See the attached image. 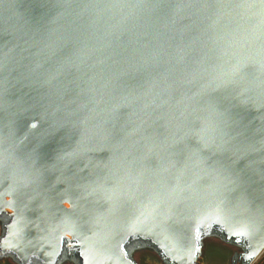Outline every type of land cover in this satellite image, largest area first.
Instances as JSON below:
<instances>
[{
	"label": "water",
	"instance_id": "water-1",
	"mask_svg": "<svg viewBox=\"0 0 264 264\" xmlns=\"http://www.w3.org/2000/svg\"><path fill=\"white\" fill-rule=\"evenodd\" d=\"M264 0H0V264H255Z\"/></svg>",
	"mask_w": 264,
	"mask_h": 264
},
{
	"label": "rangeland",
	"instance_id": "rangeland-1",
	"mask_svg": "<svg viewBox=\"0 0 264 264\" xmlns=\"http://www.w3.org/2000/svg\"><path fill=\"white\" fill-rule=\"evenodd\" d=\"M255 264H264V254L261 256V258Z\"/></svg>",
	"mask_w": 264,
	"mask_h": 264
}]
</instances>
